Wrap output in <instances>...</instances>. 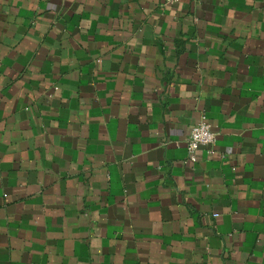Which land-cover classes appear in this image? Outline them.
<instances>
[{
    "label": "crops",
    "instance_id": "obj_1",
    "mask_svg": "<svg viewBox=\"0 0 264 264\" xmlns=\"http://www.w3.org/2000/svg\"><path fill=\"white\" fill-rule=\"evenodd\" d=\"M0 264H264V0H0Z\"/></svg>",
    "mask_w": 264,
    "mask_h": 264
},
{
    "label": "built area",
    "instance_id": "obj_2",
    "mask_svg": "<svg viewBox=\"0 0 264 264\" xmlns=\"http://www.w3.org/2000/svg\"><path fill=\"white\" fill-rule=\"evenodd\" d=\"M179 1L181 0H166L170 4L178 3ZM216 139L217 133L213 130L207 115L203 113L199 121L192 126L187 139V149L190 156L195 159V151L202 146L211 149Z\"/></svg>",
    "mask_w": 264,
    "mask_h": 264
}]
</instances>
